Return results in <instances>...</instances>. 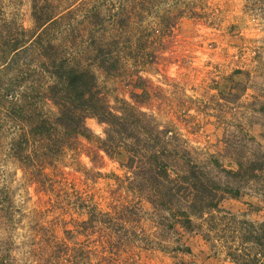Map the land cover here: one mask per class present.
<instances>
[{
    "label": "rangeland",
    "instance_id": "rangeland-1",
    "mask_svg": "<svg viewBox=\"0 0 264 264\" xmlns=\"http://www.w3.org/2000/svg\"><path fill=\"white\" fill-rule=\"evenodd\" d=\"M52 1L66 8L81 0ZM87 1L115 13L134 0ZM146 1L147 17L135 24L144 57L128 60L118 77L98 72L113 108L121 105L119 98L133 100L131 78L138 70L151 93L138 106L171 130L173 147L188 148L222 183L233 181L226 169H236L239 161L264 164V0ZM32 3L0 0L4 28L7 21L33 28ZM165 9L187 10L170 32L160 25L168 20ZM25 76L26 84L41 77L34 71ZM41 104L56 112L50 100ZM87 124L105 135L97 118ZM14 130L5 126L0 138V241L5 252L11 249L8 264H237L235 255L250 259L255 253L249 238L257 235L253 224L264 220L263 170L237 180L243 197H227L221 210L206 212L193 229L176 231L162 211L128 191L125 157L112 158L83 138L77 149L33 171L13 154ZM84 203L113 216L122 211L123 238L115 227L117 234H109V221L103 231L81 232L88 217ZM258 257L264 262V253Z\"/></svg>",
    "mask_w": 264,
    "mask_h": 264
},
{
    "label": "trees",
    "instance_id": "trees-1",
    "mask_svg": "<svg viewBox=\"0 0 264 264\" xmlns=\"http://www.w3.org/2000/svg\"><path fill=\"white\" fill-rule=\"evenodd\" d=\"M146 2L139 6L134 0L130 8L126 5L112 13L105 4L87 0L66 8L60 4L58 8L52 0H33V28L14 27L8 21L4 28L0 22V138L5 126L14 128L10 139L14 156L40 172L53 163V157L77 149L80 139L93 141L108 156L126 158L129 192L162 211L160 215L171 220L176 231L191 230L206 212L221 210L227 197H243L237 180L254 178L258 169L264 171V164L239 161L236 169H226L233 181L222 183L191 158L188 148L173 147L171 130L138 106L151 95L138 70L131 78L133 100L119 98L121 105L113 108L98 72L118 77L126 71L128 60L138 62L144 57L135 24L147 17ZM185 12L165 9L163 16L168 20L160 24L161 29L170 32ZM32 71L41 77L26 84L25 75ZM10 72V79L6 78ZM45 100L56 106V112L46 111L41 104ZM89 117L105 124L104 136L87 124ZM84 208L88 217L81 221V232L103 231L109 221V234L123 238L122 211L113 216L89 203ZM253 225L257 235L249 239L256 251L250 259L246 254L235 255L237 264H264L258 257L264 253V220ZM5 245L0 241V264H8L11 249L6 247L5 252Z\"/></svg>",
    "mask_w": 264,
    "mask_h": 264
}]
</instances>
